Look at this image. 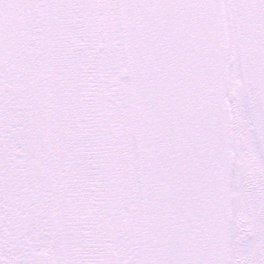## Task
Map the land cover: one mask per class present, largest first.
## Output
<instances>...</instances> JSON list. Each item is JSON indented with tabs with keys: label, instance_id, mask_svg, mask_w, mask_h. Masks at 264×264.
Returning <instances> with one entry per match:
<instances>
[{
	"label": "snow or ice",
	"instance_id": "obj_1",
	"mask_svg": "<svg viewBox=\"0 0 264 264\" xmlns=\"http://www.w3.org/2000/svg\"><path fill=\"white\" fill-rule=\"evenodd\" d=\"M0 264H264V0H0Z\"/></svg>",
	"mask_w": 264,
	"mask_h": 264
}]
</instances>
